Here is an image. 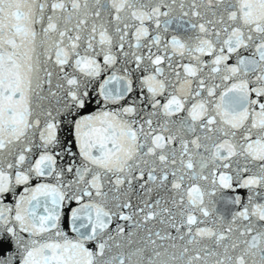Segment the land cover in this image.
Masks as SVG:
<instances>
[{
    "label": "snow or ice",
    "instance_id": "snow-or-ice-1",
    "mask_svg": "<svg viewBox=\"0 0 264 264\" xmlns=\"http://www.w3.org/2000/svg\"><path fill=\"white\" fill-rule=\"evenodd\" d=\"M0 264H264V0H0Z\"/></svg>",
    "mask_w": 264,
    "mask_h": 264
}]
</instances>
